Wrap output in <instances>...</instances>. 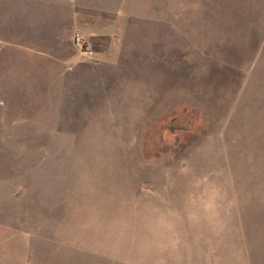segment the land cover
<instances>
[{"label": "rangeland", "instance_id": "1", "mask_svg": "<svg viewBox=\"0 0 264 264\" xmlns=\"http://www.w3.org/2000/svg\"><path fill=\"white\" fill-rule=\"evenodd\" d=\"M1 1L0 264H264V0Z\"/></svg>", "mask_w": 264, "mask_h": 264}, {"label": "crops", "instance_id": "2", "mask_svg": "<svg viewBox=\"0 0 264 264\" xmlns=\"http://www.w3.org/2000/svg\"><path fill=\"white\" fill-rule=\"evenodd\" d=\"M27 1H33L30 3L34 4L35 8L38 7V3L41 2V0H27ZM43 1H45L46 3L55 2V1L60 2V0H43ZM42 8L45 9V11H43V13H41L40 15L38 14L37 17H35V18H32L31 15H27L25 17L26 20H24L25 18H23V19L19 18L21 16V14H16V15H19V17L15 15V18H17V19L14 21L17 24H18V21H25L28 23V24H26V25H28V32L23 34V38H22L23 41H25V42L29 41V37H32V36L36 37L37 36L39 38V41H41V43H44L45 41H47V38L45 37V33H47L46 29H47L48 23H50L51 25H59V24L63 25L64 24L65 21L63 19L59 20L58 17L56 18V16L58 15L59 12L57 13L56 11H53L55 14V18L52 19V16L49 17L50 15L48 12L53 10V8L48 9V6H46V8L45 7H42ZM29 9H31L30 6L27 8V10H29ZM54 14H52V15L54 16ZM48 18H51V20H48ZM32 27H33V29H32ZM24 35H26V37ZM28 46H30V45H27V47ZM31 47L32 46H30L29 49L33 50ZM40 47H36V48L34 47V49L37 50V52H39L40 54H45L47 50L43 46H40Z\"/></svg>", "mask_w": 264, "mask_h": 264}, {"label": "built area", "instance_id": "3", "mask_svg": "<svg viewBox=\"0 0 264 264\" xmlns=\"http://www.w3.org/2000/svg\"><path fill=\"white\" fill-rule=\"evenodd\" d=\"M74 44L77 50L84 57L89 58L95 54V50L92 48L89 40L84 35H82L80 32L75 33Z\"/></svg>", "mask_w": 264, "mask_h": 264}, {"label": "flooded vegetation", "instance_id": "4", "mask_svg": "<svg viewBox=\"0 0 264 264\" xmlns=\"http://www.w3.org/2000/svg\"><path fill=\"white\" fill-rule=\"evenodd\" d=\"M174 130V128H172Z\"/></svg>", "mask_w": 264, "mask_h": 264}]
</instances>
